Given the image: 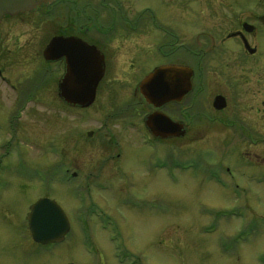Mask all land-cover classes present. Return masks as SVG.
Segmentation results:
<instances>
[{
  "label": "rangeland",
  "instance_id": "374dc122",
  "mask_svg": "<svg viewBox=\"0 0 264 264\" xmlns=\"http://www.w3.org/2000/svg\"><path fill=\"white\" fill-rule=\"evenodd\" d=\"M203 62L212 74L213 62ZM211 80L207 100L220 91ZM56 94L52 82L19 109L24 98L0 85V264H264V144L203 123L200 132L153 147L125 127L135 116L123 115L120 126L107 120L103 91L76 119L61 116ZM234 104L230 97L222 117ZM254 114L261 135L264 116ZM228 167L247 171L232 178ZM42 197L61 205L72 225L64 241L44 247L26 217ZM93 205L97 214H85Z\"/></svg>",
  "mask_w": 264,
  "mask_h": 264
},
{
  "label": "flooded vegetation",
  "instance_id": "af4514ba",
  "mask_svg": "<svg viewBox=\"0 0 264 264\" xmlns=\"http://www.w3.org/2000/svg\"><path fill=\"white\" fill-rule=\"evenodd\" d=\"M209 17L215 19L214 23L208 22ZM18 20L29 24L32 33L26 32L21 24L16 26ZM53 38H60L59 43L65 42L67 48L57 47L56 57L49 60L45 51ZM6 45L8 49L4 48ZM91 48H95L99 59L103 60L104 70L95 99L86 107L70 104L60 95L68 55L73 51L77 59L88 61L84 59L90 55ZM27 53L31 54L30 58H26ZM0 57H3L0 58V85L9 86L24 98L19 109L35 100L36 95L53 82L61 116L76 119L78 110L91 107L99 91H103L108 96L107 120L120 121V126L123 115L135 116L134 120L125 122V127L141 132L146 144L153 147L158 142L187 138L190 129L200 132L198 128L203 123L229 128L235 135L233 140L264 144V128L259 135L260 131L255 129L259 118L254 114L260 113L263 119L264 0H52L36 9L2 17ZM190 58L198 64L190 63ZM145 60L155 64L148 70L137 71L135 65ZM205 60L213 62L212 74L204 70ZM165 65L190 67L193 89L183 100L156 108L142 96L140 83L154 69ZM6 67L13 73L7 72ZM15 68L19 72L17 76ZM133 75L137 82L131 85L135 81L130 80L134 79ZM210 77L220 91L207 100L202 95L211 87ZM217 96L225 98V108L216 107ZM230 97L236 109L225 118L222 115ZM157 111L183 124L185 136L156 137L147 126V119ZM245 114L247 119L243 118ZM76 133L71 129L69 139L74 140ZM88 134L92 138L93 130ZM247 154L253 155L252 152ZM240 162L239 166L246 165L245 161ZM237 167L226 169L232 178L247 171ZM217 171L222 174L219 168ZM217 171L211 176L221 181ZM72 176L76 177L77 172ZM261 182H264V171ZM238 185L235 184L236 189ZM95 207L84 213L90 216L91 211L95 213Z\"/></svg>",
  "mask_w": 264,
  "mask_h": 264
},
{
  "label": "water",
  "instance_id": "95a60500",
  "mask_svg": "<svg viewBox=\"0 0 264 264\" xmlns=\"http://www.w3.org/2000/svg\"><path fill=\"white\" fill-rule=\"evenodd\" d=\"M52 0H0V21L4 15H14L33 10L48 4ZM60 38H53L45 51L46 58L53 60ZM58 45V46H57ZM88 51L89 56L82 61L73 51L68 55L67 72L60 85V95L68 103L89 106L96 96L97 85L104 70L103 60L99 59L95 48ZM193 70L187 66L165 65L154 69L140 83V91L148 104L161 108L173 101H181L193 89ZM218 109L227 106L223 96H217ZM147 126L159 138L183 137L185 126L171 120L163 112L157 111L148 116ZM29 229L36 242L42 244L57 243L65 239L71 229L70 221L63 208L53 199L42 197L30 206L27 215ZM75 264V263H68Z\"/></svg>",
  "mask_w": 264,
  "mask_h": 264
}]
</instances>
